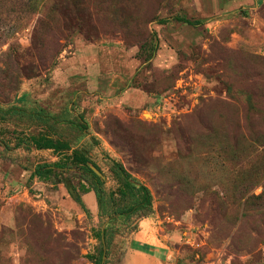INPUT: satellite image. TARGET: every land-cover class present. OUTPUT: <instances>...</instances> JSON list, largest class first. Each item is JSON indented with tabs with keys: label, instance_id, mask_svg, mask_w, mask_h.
<instances>
[{
	"label": "rangeland",
	"instance_id": "obj_1",
	"mask_svg": "<svg viewBox=\"0 0 264 264\" xmlns=\"http://www.w3.org/2000/svg\"><path fill=\"white\" fill-rule=\"evenodd\" d=\"M11 106L53 120L0 119V264H264V0H0Z\"/></svg>",
	"mask_w": 264,
	"mask_h": 264
},
{
	"label": "trees",
	"instance_id": "obj_2",
	"mask_svg": "<svg viewBox=\"0 0 264 264\" xmlns=\"http://www.w3.org/2000/svg\"><path fill=\"white\" fill-rule=\"evenodd\" d=\"M177 20L190 26H196L201 24L200 21H193L186 18H178ZM7 116L9 117V119L12 117H16L15 118L16 120H24L27 118L36 121L42 125H46L50 123L51 120H53L52 117L42 115L38 112H28L24 108H21L19 106H11L10 108L5 110L0 108V119L2 120L7 119ZM32 141L34 142L35 146L39 149H53L55 151H61L69 147L68 144L65 142H60L58 140H53L49 138L35 139ZM81 162L82 164L88 163V161L85 159L81 160ZM112 168H113V172L123 182L124 186L127 189L132 190V194L134 193V195L141 196L140 198L137 199V201L134 204L128 206L127 208L117 210L116 211L117 216H121L122 218L127 219L126 217H129L134 213L138 212L139 210H141L142 208L151 205L152 202L151 195L146 186L139 183L137 180H134L133 177L126 171V169L121 164L114 162ZM51 172H52V166L50 164L38 165L34 169L30 178L38 177L40 179H48L51 176ZM94 177L97 178L96 185L101 186L102 184L99 178L97 176ZM93 191L96 193L100 209L104 211L106 197H104L103 191L97 188H95ZM100 238L103 240V244L109 245L111 241H113L112 232L103 229L101 231ZM133 248L143 252H149V247L135 245L133 246ZM102 260H103V251L101 253L100 264Z\"/></svg>",
	"mask_w": 264,
	"mask_h": 264
},
{
	"label": "crops",
	"instance_id": "obj_3",
	"mask_svg": "<svg viewBox=\"0 0 264 264\" xmlns=\"http://www.w3.org/2000/svg\"><path fill=\"white\" fill-rule=\"evenodd\" d=\"M48 151H53L52 149H48ZM36 168V167H35ZM33 173V172H31ZM32 175V174H31ZM86 199L93 198L94 201V194L93 192H89L85 195ZM95 203V201H94ZM93 203V204H94ZM126 220H123L125 222ZM135 245L149 247L146 244H150V242L138 240V238L132 240ZM152 249V248H151ZM162 253V251L155 249ZM159 253V254H160ZM168 259L162 257V255H152L149 252H143L137 249L130 248L127 254L124 256V264H168Z\"/></svg>",
	"mask_w": 264,
	"mask_h": 264
},
{
	"label": "water",
	"instance_id": "obj_4",
	"mask_svg": "<svg viewBox=\"0 0 264 264\" xmlns=\"http://www.w3.org/2000/svg\"><path fill=\"white\" fill-rule=\"evenodd\" d=\"M72 192H73V191H72ZM106 256H107V250L105 249V250H104L103 260H102V263H101V264H105Z\"/></svg>",
	"mask_w": 264,
	"mask_h": 264
}]
</instances>
